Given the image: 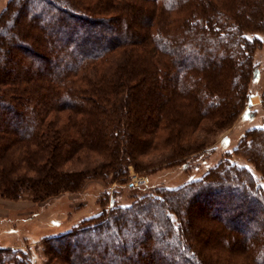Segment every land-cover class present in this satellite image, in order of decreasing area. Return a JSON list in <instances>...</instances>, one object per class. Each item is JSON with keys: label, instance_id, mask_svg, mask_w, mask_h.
Segmentation results:
<instances>
[{"label": "trees", "instance_id": "trees-1", "mask_svg": "<svg viewBox=\"0 0 264 264\" xmlns=\"http://www.w3.org/2000/svg\"><path fill=\"white\" fill-rule=\"evenodd\" d=\"M261 31L264 0H10L0 14V195L43 201L90 179L126 183L130 165L142 173L198 155L208 146L198 130L251 104L262 39L249 35ZM232 153L264 178V127ZM263 213L262 185L227 154L41 246L45 264H264ZM0 264L33 262L0 248Z\"/></svg>", "mask_w": 264, "mask_h": 264}, {"label": "rangeland", "instance_id": "rangeland-1", "mask_svg": "<svg viewBox=\"0 0 264 264\" xmlns=\"http://www.w3.org/2000/svg\"><path fill=\"white\" fill-rule=\"evenodd\" d=\"M10 0H0V14ZM87 30H84L85 32ZM262 44L253 48L254 64L258 66L248 90L252 103L224 127L211 132H198L196 140H206V148L187 161H171L138 173L132 165L126 183L111 181V178H96L86 181L79 191H66L43 201H33L29 196L20 199L0 195V248L17 249L30 255L33 264H45L41 242L80 225L85 219L109 209L111 202L129 205L137 194L150 192L158 186L178 187L191 179L201 177L209 168L230 154L231 161L247 166L264 189L262 173L255 170L246 153L233 154L248 130L264 127V31L251 33ZM155 156L145 157L152 160ZM186 163V164H185ZM133 184V187L131 185ZM261 207L259 206V209ZM259 211V210H258ZM263 214H258L260 222Z\"/></svg>", "mask_w": 264, "mask_h": 264}, {"label": "crops", "instance_id": "crops-1", "mask_svg": "<svg viewBox=\"0 0 264 264\" xmlns=\"http://www.w3.org/2000/svg\"><path fill=\"white\" fill-rule=\"evenodd\" d=\"M251 103H252V105H254V104H255V100H252V102H251Z\"/></svg>", "mask_w": 264, "mask_h": 264}, {"label": "bare ground", "instance_id": "bare-ground-1", "mask_svg": "<svg viewBox=\"0 0 264 264\" xmlns=\"http://www.w3.org/2000/svg\"><path fill=\"white\" fill-rule=\"evenodd\" d=\"M257 99H255V101H256Z\"/></svg>", "mask_w": 264, "mask_h": 264}]
</instances>
